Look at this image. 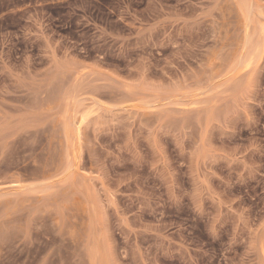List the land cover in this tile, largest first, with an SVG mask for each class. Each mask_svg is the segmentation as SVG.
Masks as SVG:
<instances>
[{
    "label": "rangeland",
    "instance_id": "obj_1",
    "mask_svg": "<svg viewBox=\"0 0 264 264\" xmlns=\"http://www.w3.org/2000/svg\"><path fill=\"white\" fill-rule=\"evenodd\" d=\"M0 264H264V0H0Z\"/></svg>",
    "mask_w": 264,
    "mask_h": 264
}]
</instances>
